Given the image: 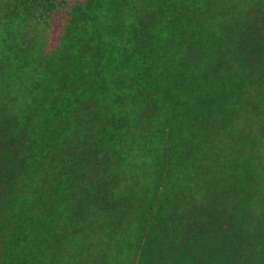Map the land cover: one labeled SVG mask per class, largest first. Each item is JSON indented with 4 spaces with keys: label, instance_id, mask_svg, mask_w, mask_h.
<instances>
[{
    "label": "trees",
    "instance_id": "1",
    "mask_svg": "<svg viewBox=\"0 0 264 264\" xmlns=\"http://www.w3.org/2000/svg\"><path fill=\"white\" fill-rule=\"evenodd\" d=\"M69 6L0 49V264H264V0Z\"/></svg>",
    "mask_w": 264,
    "mask_h": 264
},
{
    "label": "rangeland",
    "instance_id": "2",
    "mask_svg": "<svg viewBox=\"0 0 264 264\" xmlns=\"http://www.w3.org/2000/svg\"><path fill=\"white\" fill-rule=\"evenodd\" d=\"M13 1L15 0H0V49H2L3 46L5 45L4 42L12 41L11 36H13V40H14L13 46H15L14 51L16 52V54H18L19 45L22 43L21 45L22 47H27L34 36L38 39V43L42 47V50L44 52H47L49 51V49L57 46L59 44V39L57 38L54 39V38L58 35V33H54L53 31L58 26H64L65 24L64 17L66 16L65 13H68L70 11L69 5L73 6V4L77 0H68L69 5H67L66 7L68 8L67 10H63L60 13H55L53 15H49V17L41 14L38 11L33 12V15L28 18V25H26L27 28L25 30L21 28L23 26L22 22L20 23L14 22L15 21L14 17L8 20V18H6L4 15L6 11L10 10L9 5ZM7 26H12L11 29L13 30L14 33L11 31V34L14 35H10V36L7 35V33L5 32L6 30L5 27L8 29ZM3 57L4 55L1 56L0 59ZM7 70L8 67H6V71ZM2 99L5 100V98L3 97L2 89L0 87V100Z\"/></svg>",
    "mask_w": 264,
    "mask_h": 264
}]
</instances>
